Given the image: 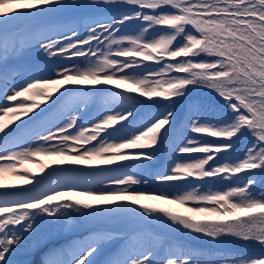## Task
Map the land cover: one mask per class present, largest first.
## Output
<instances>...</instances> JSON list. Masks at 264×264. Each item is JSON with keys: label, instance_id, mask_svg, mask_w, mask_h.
I'll list each match as a JSON object with an SVG mask.
<instances>
[{"label": "snow or ice", "instance_id": "1", "mask_svg": "<svg viewBox=\"0 0 264 264\" xmlns=\"http://www.w3.org/2000/svg\"><path fill=\"white\" fill-rule=\"evenodd\" d=\"M50 16L63 19L27 37L10 31ZM35 45L43 50L39 63L9 66V48L18 56ZM197 88L221 103L190 104L184 126L196 135L170 146L175 108ZM93 94L104 98L102 109L87 117ZM0 101V112L18 121L0 123V171L18 158L62 157L43 175L24 173L30 187L0 183V264H18L25 240L39 246L78 222L119 217L145 230L162 224L217 243L235 237L264 245V191L253 187L257 177L264 182V0H0ZM149 103L160 108L142 117L139 106ZM166 148L170 163L149 171ZM217 181L234 186L213 190ZM150 182L160 187L147 194L136 187ZM145 199L223 218L196 219ZM117 238L137 236L95 231L49 249L43 264H97L105 243ZM158 243L148 237L106 264H264V254L230 252L201 261L185 246L159 257Z\"/></svg>", "mask_w": 264, "mask_h": 264}, {"label": "rangeland", "instance_id": "2", "mask_svg": "<svg viewBox=\"0 0 264 264\" xmlns=\"http://www.w3.org/2000/svg\"><path fill=\"white\" fill-rule=\"evenodd\" d=\"M66 2H71V0H66ZM62 19H63V17H60V16H50V17H43L38 22L18 23L15 25L24 24L23 25L24 27L21 29H16L17 31H11V33H13V34L18 33L20 35L27 37L30 34H32L34 31H36L37 29H44V28L52 27L53 25H55L56 23H58ZM15 25H12V27H14ZM135 31L138 32L139 29H136ZM81 32H83V21H81ZM9 55H13V59L9 60V66L10 67H19V68L23 69L24 67H26L28 65H35V64L39 63L43 58V50L39 47V45H35V47L27 48L22 54L16 56L11 52V48H9ZM52 62H58V58H54ZM71 62L72 61H61V63H71ZM59 87H60L59 85H50L49 90L51 91V90L57 89ZM88 87H99V86H88ZM110 87L115 88V85H112ZM127 87H128V85H125V88H127ZM117 90H119V89H117ZM57 93L58 92H53V95H56ZM9 94H12V93H9ZM211 98H214L215 100L211 99ZM103 99L104 98L102 96H97L94 94L91 96L88 108L86 110V116L87 117H92L93 115H95L101 111L100 109H102ZM198 100H202L201 104H199L200 106H202V105H204V106L205 105L219 106L221 103L219 98L215 94H213L211 91H209L207 89H203V88L194 89L193 92L191 93V95L188 97V100L182 101L175 108L176 118L179 122H182L183 124H185V118H186V115L189 111V105L192 102H196V101L198 102ZM139 108H140V114L143 117L146 115V112L158 111L160 106L151 105L149 103V104H145V105H140ZM53 115H55V113H53ZM6 117H7V115L4 116V118L0 117V123H3L6 119ZM12 117H13L12 115L8 116V118H7L8 122L12 121ZM89 127H90V125H89ZM189 127L190 126L186 127V129L183 127V130L185 129L187 132H189V133H186V135L184 134L185 138H191L194 135H196V134L192 133L190 130H188ZM175 134L178 137L181 136V134L177 133V131L174 129L169 135V145L170 146L171 145L173 146L172 136H174ZM203 135H204V138L206 140L211 139L209 134H203ZM182 137H184V136H182ZM249 139L251 140V137H249ZM24 146L27 147V144H25ZM170 155H171V153L169 152L168 148H166L164 151H162L160 153L159 158L155 163H150L149 171H152L154 169V167L160 166L164 162L169 164L170 163ZM55 159H62V157H53V156L41 154L38 157H36L35 159L18 158L19 162L15 165L14 168L0 171V175H2V176L6 175L9 178L16 177V176H18L19 171L25 166V163L27 164V166H29L28 173H32L35 175H43L44 172L47 171V168L45 166L51 165V162ZM95 159H99V158H95ZM184 159H185L184 156H178L177 157L178 161H184ZM69 166L82 167L80 165H64V167H69ZM101 167H104V166H101ZM42 168L44 169V172L41 171ZM217 182H220V181H217ZM225 182H228V181H225ZM217 185L218 184H215L213 186V190H220L217 188ZM97 187H99V185H97ZM136 187L145 190V192H151V190H154V189L160 187V185L156 183V184L152 185V188L143 187L142 185H137ZM205 187H207V185H205ZM184 190H191V189L188 188V189H184ZM143 203L158 204V205H161L164 207H169L172 210L180 212L182 214L189 215V213H191L190 215L195 216L196 219H197V216H199L198 214H196V212L190 210L192 208V205H181V204H176V203L164 204L163 202L158 201V200H148V199H145L143 201ZM121 218L122 219H120L119 224H113V226L108 227L107 229L112 228L115 230H121L123 228V226L126 225V228L122 232V234L125 232H128L127 234L129 236H131L134 233V231H136L135 235L137 236V239L134 241L126 240L123 238L119 239V242L115 246H111V247L107 248L105 251L103 250L104 251L103 253H101V254L99 253L98 255H96L97 264H106L107 261L113 260L115 257H120V259H123L124 258V251L127 247H131V246L135 245V247L139 248L145 242V240L148 238L146 235L147 232L144 231V229H141L138 227V222L136 220H133V219H130L127 217H121ZM149 229L151 230L150 233L157 232L151 228H149ZM139 230H141V232H138ZM164 230H166L168 232V234L172 233L167 228H165ZM167 239L168 238H166V236L159 238V243L157 245L158 250H160L162 247H164L166 245ZM206 239H209V238H206ZM212 242L216 246L223 249L224 251L230 252L232 250H236L237 248H241L242 252H249V253H253L255 255L264 254V247L262 245L259 246L256 243H253V244L243 243L239 246H235V243L231 242L230 243L231 246H229L228 245L229 243H228V244H226V248H224V246L220 245V243H217L215 241H212ZM225 243H227V242H225ZM229 248H231V250ZM237 251H239V250L237 249L236 251H233V252H237Z\"/></svg>", "mask_w": 264, "mask_h": 264}, {"label": "trees", "instance_id": "3", "mask_svg": "<svg viewBox=\"0 0 264 264\" xmlns=\"http://www.w3.org/2000/svg\"><path fill=\"white\" fill-rule=\"evenodd\" d=\"M214 99V98H211ZM215 100V99H214ZM202 100H198V102H192L191 104H201ZM204 105H202L201 107H203ZM153 108V107H152ZM151 108V109H152ZM183 127L186 129V127L184 126V124L182 122H179V126L178 128H176L175 130L177 131V133H180L181 136L186 135L187 132L185 129L183 130ZM175 133V132H174ZM185 134V135H184ZM180 136V137H181ZM178 137L176 134L174 136H172V143L173 146L175 145L176 141L180 138ZM250 142V139L248 138L247 140H245L239 147L237 150V154L239 155H243V151L246 148L247 144ZM172 146V145H171ZM235 158V156H233V159ZM165 165H167V163H163L160 166H156L154 167V169L151 172H154L157 169H161L163 167H165ZM243 175V174H241ZM258 183L255 184L253 187L255 189V191L260 192V191H264V182H260V177H257ZM243 181L240 182V186L243 185ZM156 184L155 182H150L148 184H144L142 185L143 187H147V188H152V185ZM217 188L220 190H226L227 188L234 186L232 181H228V182H216ZM214 186V185H213ZM212 186V187H213ZM149 193V192H146ZM191 214V213H189ZM193 214V213H192ZM196 214H198L199 216H197V219H217V218H223V217H217V215L215 213H209V212H196ZM194 215V214H193ZM165 227V226H164ZM157 237V236H155ZM167 241H166V245L164 247H162L159 250V257H163L165 255V250L167 248L171 247H175V246H185V247H190L192 249H195L197 251V255L199 256L201 261H211L214 260L216 258V253L219 252H229V251H224L223 249H221L220 247L216 246L212 241H210L209 239L206 238H197L196 236H189V235H185L184 233H174L172 232L170 235L166 236ZM228 240V241H227ZM224 242L229 243V245H231L230 243H235V246H239L243 243H256L260 246V244L256 241H243V240H239L235 237H226L223 239ZM197 242V243H196ZM173 244V245H172ZM264 247V245H262ZM230 253L234 254V255H239V256H247V255H255L253 253H249V252H233L230 251Z\"/></svg>", "mask_w": 264, "mask_h": 264}, {"label": "bare ground", "instance_id": "4", "mask_svg": "<svg viewBox=\"0 0 264 264\" xmlns=\"http://www.w3.org/2000/svg\"><path fill=\"white\" fill-rule=\"evenodd\" d=\"M12 122L13 123H18V121H15L14 119H13V117H12ZM79 198V197H78ZM84 198H86L87 199V197H84ZM144 201V200H143ZM142 201V202H143ZM52 227V225H49V224H43L42 225V229L44 230V231H47L49 228H51ZM67 231H65V233H66ZM45 244V243H44ZM44 244H41V245H39V246H36V245H34L33 244V242L31 241V240H25V242H24V244L20 247V250H22V255H24V259L25 260H27L28 259V255H35L38 251H39V249H40V247L42 246V245H44ZM220 245H222V246H224V248H226V243H224V242H220ZM94 255H96V254H94Z\"/></svg>", "mask_w": 264, "mask_h": 264}]
</instances>
